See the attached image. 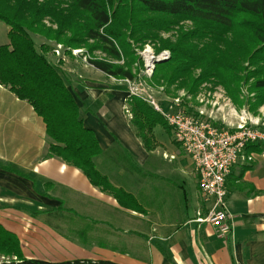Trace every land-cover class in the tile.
<instances>
[{
  "label": "crops",
  "instance_id": "crops-1",
  "mask_svg": "<svg viewBox=\"0 0 264 264\" xmlns=\"http://www.w3.org/2000/svg\"><path fill=\"white\" fill-rule=\"evenodd\" d=\"M5 28L0 46L9 43ZM93 70L97 78L81 76L82 83L64 77L84 127L102 150L96 168L136 204L119 203L53 156L43 120L0 85V223L16 236L23 257L55 263L264 264V144L250 153L252 161L242 158L226 180L232 232L221 237L205 220L212 201L200 193L194 166L174 136L169 135L174 149L168 150L155 135L157 126L156 147L146 151L131 126L127 84ZM151 82L149 92L157 91L156 100L168 108L170 95Z\"/></svg>",
  "mask_w": 264,
  "mask_h": 264
},
{
  "label": "trees",
  "instance_id": "trees-1",
  "mask_svg": "<svg viewBox=\"0 0 264 264\" xmlns=\"http://www.w3.org/2000/svg\"><path fill=\"white\" fill-rule=\"evenodd\" d=\"M186 22L192 28L181 26ZM0 23L9 28V43L0 46V85L43 120L54 143L53 156L81 170L94 187L122 204L136 200L96 168L95 159L102 154L98 141L84 127L66 78L49 60L51 46L44 43L38 48L35 35L66 48L100 52L101 57L87 64L107 77L129 81L138 78L132 43L158 44L157 51L169 50L171 57L156 65L150 84L163 87L166 94L174 87L195 95L202 84L212 83L225 89L234 103L244 105L251 101H240L239 87L252 80L251 87L259 94L255 106L264 103V0H0ZM169 32H176L174 43L161 38ZM246 64L254 71L245 75ZM127 106L131 126L146 151L156 147L157 126L174 136L164 117L141 98L130 97ZM256 148L249 144L246 155ZM0 256L17 257L0 264H114L26 259L16 236L1 223Z\"/></svg>",
  "mask_w": 264,
  "mask_h": 264
},
{
  "label": "built area",
  "instance_id": "built-area-1",
  "mask_svg": "<svg viewBox=\"0 0 264 264\" xmlns=\"http://www.w3.org/2000/svg\"><path fill=\"white\" fill-rule=\"evenodd\" d=\"M55 53L59 55V50L55 49ZM166 55L164 52L157 58L149 53L145 58L146 71L151 74L150 77L156 65L167 59ZM124 82L129 87L130 96L141 98L164 117L173 131L175 142L194 166L200 193L206 201H212L205 220L216 228L219 236H228L232 229L225 210L226 180L242 158L245 157L249 162L253 160V154L246 155V147L249 144H264V129L260 121L242 115L236 126L232 125L230 129L219 127L211 121L216 120L213 113L207 115L205 110L199 107L195 110L186 108L184 105L188 101L184 99H172L174 109L166 110L157 105L153 95L147 94V85H138L129 80ZM206 115L211 120L207 119ZM12 261L17 259L3 257L0 263Z\"/></svg>",
  "mask_w": 264,
  "mask_h": 264
},
{
  "label": "rangeland",
  "instance_id": "rangeland-1",
  "mask_svg": "<svg viewBox=\"0 0 264 264\" xmlns=\"http://www.w3.org/2000/svg\"><path fill=\"white\" fill-rule=\"evenodd\" d=\"M3 25L1 26L3 28L0 27L1 39L3 38V35L6 34V30H5L6 25L5 24ZM181 26L185 30L192 28V25L189 22L182 23ZM33 38L38 48L41 46L42 42H45L51 46L52 48L51 53L52 52L55 53V49L59 50V55L56 53L53 54L54 59L51 62H53L56 66L58 65L57 68L61 71L62 75L64 76H66V74L67 76L71 75L73 77L74 82H78V83H82L83 79L84 81L85 80L87 81V79L97 78L96 72L93 70V68H91L87 64V61L92 58L101 57L102 55L100 52L91 54L89 53L87 49L66 48L62 44H55L53 42H49L40 36L35 35ZM161 38L164 41L170 40L172 43H174L177 39L176 32L164 33L161 35ZM157 46L158 44H154V43H147L145 45H141V44L136 45L132 43V47L135 49L136 57L138 59V61L133 64V71L136 72L137 77H138L137 80H135L136 84L138 85L143 84V86H145L146 84H148V79L153 77V76L150 77L151 74L146 71L147 66H146L145 58L148 57L149 53L150 55L158 58L160 55H162L165 52L167 53L166 55L167 59L164 60L163 62L168 61L170 59L171 57L170 51L163 50L161 52H158ZM75 52H78V54H75ZM50 54H48V57L49 56L52 57V55ZM247 65L248 64L244 66V67H247V71L244 73L245 75L248 72L252 73L254 71V68H252V66H247ZM81 76L83 77V79L79 80V77ZM245 77H246V80L247 78H249L248 76H245ZM251 85H252V80H249L248 82H245L244 85H241L239 87V92L241 94L240 101H243V102H245L246 100L251 101L249 102V104H244V105H238L234 103V101H232V99L228 96L225 89H223L221 86H217L212 83L202 84L199 87V91L195 95L189 94L188 89L186 88L185 89L182 88L180 90L174 87L170 88V95H171L170 98L171 99L169 102H167V99H165L166 101L164 102L166 105H168V108L165 107V105H163V103L160 101L158 97H157L158 101L156 100L155 93L157 91H155V93L153 92L152 95H154L153 99L155 100L157 105L166 110L174 109V106H173L174 102L172 101V99L174 98H179L180 100L184 99L188 101V103L184 105L186 108L195 110L196 107H199L202 110H205L207 115L213 113V117L216 120H211L209 117H207V115H206V118L211 120L214 124H216L219 127H226L230 129L232 125L236 126L238 124L239 118L242 115H246V116L251 117L253 120L260 121L262 128L264 129V103L258 107L255 106V103H256L255 99L256 97H258L259 94L252 89ZM122 87H125V86H122ZM154 88L158 90L159 87L154 86ZM128 90H129V87H128ZM147 94L151 95L149 91H147ZM202 101L203 103H201ZM194 113H197V112H194ZM155 135L160 140V142H162L163 145L167 147L168 150L174 149L172 147L171 139L169 137L168 132L164 130L161 126L157 127ZM161 148L163 149L164 147H161ZM176 149L178 150L179 148L176 147ZM159 154L160 155L158 157L159 159H161V154H162L161 150H159ZM129 159L132 165H134L135 162L131 158ZM147 169L148 167H145L139 171L140 173H145ZM130 173L131 174L135 173L133 168L130 169ZM2 258L3 257L0 258V261L2 260Z\"/></svg>",
  "mask_w": 264,
  "mask_h": 264
}]
</instances>
